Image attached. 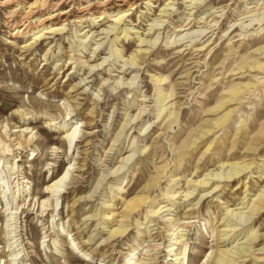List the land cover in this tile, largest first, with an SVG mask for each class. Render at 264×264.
<instances>
[{
    "label": "rangeland",
    "instance_id": "374dc122",
    "mask_svg": "<svg viewBox=\"0 0 264 264\" xmlns=\"http://www.w3.org/2000/svg\"><path fill=\"white\" fill-rule=\"evenodd\" d=\"M7 10L0 6V145L9 149L0 151V264H208L216 247L232 248L235 264H264L251 258L264 259V206H251L264 190V0H136L119 24L110 9L99 19L95 5L84 23L71 9L65 29L29 51L32 36L12 35ZM58 124L76 128L73 142ZM247 163L215 193L196 184ZM64 173L61 193L41 209L46 184ZM119 224L126 232L109 237ZM216 227L233 229L228 240L217 243ZM244 248L253 255L240 256ZM175 253L184 254L174 261Z\"/></svg>",
    "mask_w": 264,
    "mask_h": 264
},
{
    "label": "bare ground",
    "instance_id": "6f19581e",
    "mask_svg": "<svg viewBox=\"0 0 264 264\" xmlns=\"http://www.w3.org/2000/svg\"><path fill=\"white\" fill-rule=\"evenodd\" d=\"M113 1H115V3ZM151 1L152 0H146V3L148 4ZM65 2H71L70 7H71V9H73V11L75 13L74 18L77 19L79 22L84 23V22L93 20V18H95L94 17L95 13L92 12V9L96 5V6L101 8V11L99 13V19H100V17H102V18L105 17L106 12H107L106 9H110L108 12L112 13V14L111 15L108 14V16H112V15L116 16L114 21L116 24H119V22L121 20H124V18L127 16V12L134 8L136 0L133 2L132 1L130 2V0H95V1H92V0L91 1L90 0H0V6L8 7V10L4 13L5 14L4 18H5L6 26L8 28L12 29V35L13 36H25L27 34H30L32 36V38H31L32 41L22 46L25 49V51H29L37 43V40H39L40 38H44V39L51 38L52 35L54 36V35L60 34L65 29L64 22L67 20V17L71 11V9L60 11V9H59L60 6H62ZM127 3H129V4H127ZM165 10L166 9H162L158 18L165 16L164 15V12H166ZM62 17H66V18L61 20ZM60 21H63V22H61V24L58 25ZM156 21H158V20L154 19L152 21L153 25L150 28V31H151V29H153L152 34L158 29ZM197 23H199V21ZM190 24H191V21L187 22L184 25V27L188 26V28H191L194 25V23L191 25ZM114 28L115 27H112V30H114ZM182 30H184V29H181V28L178 29V31H182ZM150 31H148V32H150ZM148 32H147V34H149ZM47 35H49V36H47ZM82 42H85V41H82ZM74 56H75V54L73 56L69 57V59L75 58V60L73 62L77 61L80 64H81V62H83V61H80V57H74ZM248 67L249 68H259V69L262 68V66L260 64H256V65L253 64V65L248 66ZM236 96H237V92H233V96H231V98H227L226 100L221 102L220 107L223 105H226L227 103L235 101ZM138 113H136V114H138ZM138 115H136L134 117V119H136ZM70 119H71V117H70ZM125 126L126 125L123 124V128ZM20 127H22L21 130H19V132L21 134L31 132V130L27 131L29 129V127H24V126H20ZM58 130H61L63 132V137H64V140L66 142H69V143L73 142L75 140V138L77 137L76 136V128H73V126L66 128L65 125L61 126V124H58ZM4 131H6V128H4ZM206 132H210V130H208ZM201 136H202V134L198 135L199 138ZM8 150H9L8 146L0 145V151H2L3 153H5ZM123 160H124V158H122V161ZM120 166H122V165H119V167H117L116 169L114 168L115 169L114 172L117 173V171L120 169ZM250 166H251L250 163L242 164L239 166L237 164H231L229 166V170H227V172L224 171L225 175L223 174V176H221V174H219V173H217L215 175L207 174V175H205L204 178L197 180L196 184L200 188H210L209 191L215 193L219 190V183L227 184V182H229L231 180H234L236 178L239 179L243 174L247 173V170L250 168ZM65 175H66V173H64L62 176L51 179L46 184L45 190L42 192V196L47 195V197L46 198L42 197L44 199L41 202V209L44 207V210H46L45 208L52 205V201L49 204V201H50L49 198L51 196H56V194L59 195L61 193L60 188L63 187V185H64ZM209 181H211V182L209 185H207L209 183ZM196 184H194L193 186H196ZM220 187H221V185H220ZM193 191L194 190L187 191L183 196H185L186 198H188V200H190L191 194L193 193ZM209 191H208V193H209ZM202 196L203 195H201V197L198 199V201H200L203 198ZM253 202H256V204L252 203L251 206L256 207V210L261 209L264 206V190L257 196V198ZM72 208H73V205H72ZM137 208H138V200L131 202L127 206L128 210L125 212L123 217L124 218L127 217L130 214L131 210H135ZM168 210H170V208L164 209V211H168ZM193 210H194L193 207L188 209V211L190 213H192ZM10 213H12V212H10ZM103 213H105V212H103ZM109 215H106V213H105L106 217H104V218L106 220H108ZM112 219H113V215L110 216V220H112ZM9 220H11V219H9ZM214 220L216 221V216L214 217ZM126 230H127V228H126L125 224H119L117 227L112 228L111 230H108L109 237L122 236L126 232ZM232 230L233 229H231V228L225 229V228L216 227V239L215 240L217 241V243H220L219 242L220 240H223V241L228 240L226 238V236H229V232ZM181 236L180 235L177 236L175 238L174 243L171 244L170 246H168V248H167L168 252H171V251L177 249V247H174V245H176L177 242L178 243L180 242ZM247 237H249V239H247V240H253V236L250 235ZM93 238L94 237H92L91 239H93ZM82 246L85 247L86 243L85 242L82 243ZM185 250H186V247L184 248V252H185ZM84 251H85L84 254H87L86 251H88V249H86ZM212 252H213V256H212V258L208 264H235L238 261L232 255V253H233L232 248L220 249L219 247H216L214 249V251H212ZM241 252H242V255H240V256H242V257L243 256H250L251 254L253 255V253H249L248 248H244ZM134 253L135 252H132V254H134ZM246 253H248V254H246ZM182 254H184V253H175L174 254L175 255L174 261L181 259L182 257H180V256ZM239 254H240V252H239ZM15 255L17 256L18 253H15ZM251 258L254 261L264 260L262 257H260V258L259 257H251ZM132 259H133V257L129 258L128 264H151L149 261L145 260L146 258L144 259V258L138 257L137 260L130 261ZM83 260L86 261L88 264H91V262H92L91 260H88L85 257H83Z\"/></svg>",
    "mask_w": 264,
    "mask_h": 264
}]
</instances>
